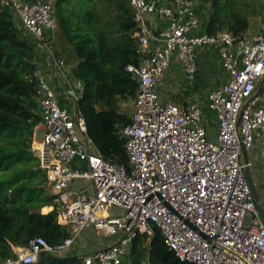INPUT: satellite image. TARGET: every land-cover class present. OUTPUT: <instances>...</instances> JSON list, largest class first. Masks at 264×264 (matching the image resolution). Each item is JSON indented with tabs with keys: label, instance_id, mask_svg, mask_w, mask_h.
<instances>
[{
	"label": "built area",
	"instance_id": "obj_1",
	"mask_svg": "<svg viewBox=\"0 0 264 264\" xmlns=\"http://www.w3.org/2000/svg\"><path fill=\"white\" fill-rule=\"evenodd\" d=\"M53 1L0 0V6L9 9L16 27L36 47L50 52L46 40L58 28ZM127 2L139 58L125 66L137 80L130 120L121 129L128 166L98 153L77 107L81 82L63 75V91L72 103L67 107L37 67L41 120L33 128L30 150L46 174L68 235L56 243L34 236L12 246L0 264H36L42 254L62 256L84 231L111 239L76 255L84 264H124L133 239L143 232L151 236L154 226L181 261L264 264V196L261 212L245 175L248 167L254 178L256 162L264 169V30L205 32V0ZM203 51L214 52L226 73L207 90L203 103L160 95L156 88L172 57L182 65L183 81L192 83Z\"/></svg>",
	"mask_w": 264,
	"mask_h": 264
},
{
	"label": "trees",
	"instance_id": "obj_2",
	"mask_svg": "<svg viewBox=\"0 0 264 264\" xmlns=\"http://www.w3.org/2000/svg\"><path fill=\"white\" fill-rule=\"evenodd\" d=\"M204 31L227 29L234 35L249 27L264 0H205ZM58 30L76 57L73 76L83 87L77 107L87 133L102 158L128 166L121 129L129 116L118 110L133 99L137 80L125 70L137 64L136 27L127 0H54ZM251 9V10H249ZM36 44L16 27L7 7L0 6V260L12 246L42 236L56 243L68 235L58 220L45 172L30 148L34 126L41 120L37 102ZM49 209L45 212L46 209ZM36 264H84L76 255L42 254ZM124 264H193L168 248L157 227L132 241Z\"/></svg>",
	"mask_w": 264,
	"mask_h": 264
},
{
	"label": "crops",
	"instance_id": "obj_3",
	"mask_svg": "<svg viewBox=\"0 0 264 264\" xmlns=\"http://www.w3.org/2000/svg\"><path fill=\"white\" fill-rule=\"evenodd\" d=\"M32 1V0H31ZM250 27L246 30L247 33H251L249 31ZM46 43L49 47L50 52H47L43 46L36 47L35 51V63L37 67L43 68L46 73L47 79L50 81L51 85L56 88L57 100L60 104L65 105L67 107L71 106V101L65 96L63 89L65 88V82L63 81V75L68 73L69 76H72V69L76 64V57L71 52L70 47L65 43L62 35L60 34L59 30L57 29L53 36L50 37L49 40H46ZM214 52L212 51H203L200 52L197 56V73L195 79L192 83H186L183 81L181 75H183V68L182 65L175 59V69H168L165 73L163 83L156 88V90L160 93V95L164 97H170L174 99H184L192 100L200 97L201 95H205L207 90V84L213 85L214 82V74L209 69V61L215 58V61L218 63L221 71L225 72L220 63L217 59ZM213 57V58H212ZM61 60L63 64H57L56 61ZM179 69V74L175 75L172 72ZM226 74L224 76L225 80ZM174 78L178 79V85L180 86L176 91H172V81ZM219 85V84H217ZM216 84L214 86H217ZM214 86H211L214 87ZM210 89V88H209ZM175 101V100H174ZM216 124L211 123V131H215ZM256 164V163H255ZM260 164L256 165L258 168H262L259 166ZM254 173V181L260 191L261 196H264V190L258 186V182L256 179V170L252 171ZM51 191V187H50ZM96 238H95V237ZM111 242L110 238L102 237L96 235L93 231H84L82 232L79 237H77L73 244L71 245L69 251L62 255V256H71V255H79L85 254L92 250L101 248Z\"/></svg>",
	"mask_w": 264,
	"mask_h": 264
},
{
	"label": "rangeland",
	"instance_id": "obj_4",
	"mask_svg": "<svg viewBox=\"0 0 264 264\" xmlns=\"http://www.w3.org/2000/svg\"><path fill=\"white\" fill-rule=\"evenodd\" d=\"M239 2L242 4L244 0H239ZM251 10V9H249ZM252 10H258L256 15H250L249 16V31L250 32H261L264 30V6L259 10V9H252ZM215 56V55H213ZM213 58V57H212ZM175 59L174 56L172 57V64H171V69H175ZM209 61V69L210 71L213 72L214 74V82L213 85L207 84L205 90L211 88V86H214L215 84H220L224 80L225 72L221 71V68L219 67L218 63L215 61V58ZM169 68V69H170ZM179 69H176V71L172 72L175 75L179 74ZM182 76V75H181ZM183 77V76H182ZM178 79L174 78L172 81V91L179 90L178 88L180 87L177 82ZM204 95H201L200 97L196 98L197 101L202 102L204 101L203 99ZM200 98V99H199ZM173 99V98H172ZM176 102H184V99H174ZM132 99L121 101L120 104L118 105V110L122 113H125L126 115H130L132 111ZM205 112L209 113L208 110ZM205 122L210 124L208 120H205ZM211 136H213L214 131H210ZM258 165V162L254 165V168L252 170H256V176L258 177L257 182L258 186L261 187L262 190H264V169L263 168H258L256 167ZM260 166V165H259ZM261 167V166H260ZM255 176V175H254ZM254 179V178H253ZM49 209L47 208L45 212H47ZM95 237V236H94ZM96 238V237H95Z\"/></svg>",
	"mask_w": 264,
	"mask_h": 264
},
{
	"label": "water",
	"instance_id": "obj_5",
	"mask_svg": "<svg viewBox=\"0 0 264 264\" xmlns=\"http://www.w3.org/2000/svg\"><path fill=\"white\" fill-rule=\"evenodd\" d=\"M242 155H243L244 161H246L245 150H242ZM245 175H246V179H247V182L249 184V187H250L252 197H253L254 201L256 202L258 209L262 212V208L260 205L261 194H260V191H259V189H258V187H257V185H256V183L252 177L251 171L248 167L245 168Z\"/></svg>",
	"mask_w": 264,
	"mask_h": 264
}]
</instances>
